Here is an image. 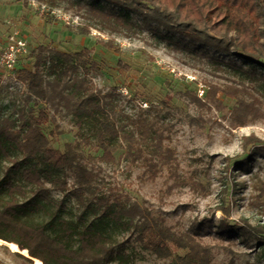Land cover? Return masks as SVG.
Returning a JSON list of instances; mask_svg holds the SVG:
<instances>
[{
  "label": "trees",
  "instance_id": "trees-1",
  "mask_svg": "<svg viewBox=\"0 0 264 264\" xmlns=\"http://www.w3.org/2000/svg\"><path fill=\"white\" fill-rule=\"evenodd\" d=\"M48 1L58 5V0ZM78 7L90 20L79 28L84 36L91 27L133 36L141 28L134 15L176 45L188 40L191 50H200L212 61L224 62L227 56V64L253 75L256 66L264 68V0H79ZM98 41L121 51L113 39ZM29 48L9 71L25 88L23 105L0 113V239L26 249L43 264H137L147 255L172 264H211L210 244L187 231H173L162 216L154 215L119 187L100 186L99 170L89 165L95 159L114 163V152L124 139L126 155L132 162L142 163L145 178L154 180L167 166L174 186L190 183L202 187L178 174L175 150L163 144L165 124L140 114L128 121L133 129H125L127 125L114 118L110 101L89 79L90 73L100 70L89 47L73 52L46 45ZM232 55L240 63L230 59ZM230 81H205L203 98L196 89H185L177 96L197 109L209 110L222 108L217 98L222 93L235 101L229 112L233 123L243 126L258 119L260 99L242 80ZM3 87L8 85L0 83V89ZM57 114L70 117L77 128L74 139L64 142L62 149L52 144L54 132L45 130ZM190 122L204 126L206 119L194 115ZM262 144L255 135L243 137L244 150ZM84 146H94L100 154L85 156ZM215 209L222 212L218 233L238 231L264 244L262 225L226 218L231 204L225 191Z\"/></svg>",
  "mask_w": 264,
  "mask_h": 264
},
{
  "label": "rangeland",
  "instance_id": "rangeland-1",
  "mask_svg": "<svg viewBox=\"0 0 264 264\" xmlns=\"http://www.w3.org/2000/svg\"><path fill=\"white\" fill-rule=\"evenodd\" d=\"M78 1L58 0L56 6L48 0H0V50L6 37L14 31L26 39L29 49L46 45L73 52L89 47L91 58L100 67L99 73L89 74V79L110 101L114 118L127 125L125 129H133L128 121L140 114L165 124L163 144L175 150L178 174L202 187L190 183L174 186L167 166L154 180L145 178L142 163L132 162L126 155L124 139L114 152V163L89 161V165L99 170L97 183L102 187H119L132 200L150 208L154 215L162 216L173 231H187L210 244L213 247L211 264H264V244H257L254 238L238 231L217 232L222 212L215 209L225 191L231 204V211L226 215L230 222L246 219L264 227V68L256 66L253 75L227 64V56L224 62L212 61L200 50H191L188 40L176 45L148 29L141 18L134 15L141 28L133 36L109 34L94 27L84 36L79 28L90 20L83 15ZM98 39H113L121 51L103 46ZM230 59L240 63L233 55ZM241 66L250 69L249 65ZM0 77V83L8 85L0 89V113L7 114L23 105L25 88L9 71H0ZM230 79L242 80L260 99L258 119L243 126L233 123L229 112L235 101L222 93L217 95L222 108L209 110L197 109L177 96L185 89L197 91L200 84L205 91V81L224 84L230 83ZM28 105L32 106L33 102ZM194 115L206 119L204 126L190 122ZM45 130L54 132L49 134L52 144L62 149L64 142L74 139L77 128L70 117L57 114ZM251 134L263 144L250 145L244 150L243 137ZM247 152L251 153L250 158L243 161ZM83 153L97 157L100 150L84 146ZM14 252L0 244V264H34L23 261ZM137 264L172 262L147 255Z\"/></svg>",
  "mask_w": 264,
  "mask_h": 264
},
{
  "label": "built area",
  "instance_id": "built-area-1",
  "mask_svg": "<svg viewBox=\"0 0 264 264\" xmlns=\"http://www.w3.org/2000/svg\"><path fill=\"white\" fill-rule=\"evenodd\" d=\"M28 52V43L19 32H12L6 37L5 45L0 50V71H11L17 60ZM198 96L204 93L203 85L198 87Z\"/></svg>",
  "mask_w": 264,
  "mask_h": 264
},
{
  "label": "bare ground",
  "instance_id": "bare-ground-1",
  "mask_svg": "<svg viewBox=\"0 0 264 264\" xmlns=\"http://www.w3.org/2000/svg\"><path fill=\"white\" fill-rule=\"evenodd\" d=\"M0 244H5V245H7L9 248H10V250H12V251H20L21 253H23L24 255H27V251H26V249H19L18 248V246L15 244V243H13V242H7V241H5V240H2V239H0ZM34 260H33V263L34 264H43L39 259H36V258H33Z\"/></svg>",
  "mask_w": 264,
  "mask_h": 264
},
{
  "label": "water",
  "instance_id": "water-1",
  "mask_svg": "<svg viewBox=\"0 0 264 264\" xmlns=\"http://www.w3.org/2000/svg\"><path fill=\"white\" fill-rule=\"evenodd\" d=\"M15 252H18V253H20V254L24 255V254H23V253H21L20 251H15ZM24 256H26V257L30 258L32 261L34 260L32 257H30V256L28 255V253H27V255H24Z\"/></svg>",
  "mask_w": 264,
  "mask_h": 264
}]
</instances>
